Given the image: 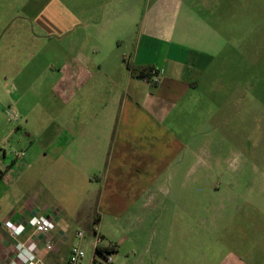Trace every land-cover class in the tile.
Wrapping results in <instances>:
<instances>
[{
	"label": "crops",
	"instance_id": "1",
	"mask_svg": "<svg viewBox=\"0 0 264 264\" xmlns=\"http://www.w3.org/2000/svg\"><path fill=\"white\" fill-rule=\"evenodd\" d=\"M136 1L0 0V49L48 47L53 66L49 92L64 101L53 111L48 136L32 142L39 189L22 204L0 203V264H10L18 242L5 221L23 223L46 215L58 222L49 235L56 252L39 248L47 264L67 263L71 245L66 247L75 233H70V221L76 220L86 227L87 237L96 229L117 254L126 238L108 239L103 221L123 220L132 205L150 206L137 201L152 189H163L162 179L176 172L186 138L193 135L185 127L187 114H201L202 105L207 107L212 128L215 91L225 89L220 84L225 76L212 69L218 50L215 31L192 13L186 4L191 0H146L139 23ZM128 61L144 72L151 69L152 75L134 77ZM206 82L207 99L202 91ZM6 167L0 168V201L12 190V168ZM93 200L97 226L85 210ZM247 206L246 212L255 211L256 222L249 221L247 212L241 233L220 237L215 250L197 252L191 264H264V205ZM249 226L255 235L246 233Z\"/></svg>",
	"mask_w": 264,
	"mask_h": 264
},
{
	"label": "rangeland",
	"instance_id": "2",
	"mask_svg": "<svg viewBox=\"0 0 264 264\" xmlns=\"http://www.w3.org/2000/svg\"><path fill=\"white\" fill-rule=\"evenodd\" d=\"M135 4L139 23L147 1ZM186 4L215 31L218 50L212 69L218 77L225 76L220 83L225 89L215 91L217 114L212 128L207 107L202 105L201 114L195 110L186 115L185 127L192 138H186L185 155L176 172L162 179L163 189H152L137 201L150 206L132 205L123 220L103 221L108 239L126 238L113 264H191L197 252L215 250L220 237L230 231L241 233L247 212L249 221L256 222L255 211H245L247 205H264V0H191ZM49 51L43 45L0 49V168H12V194L0 201L4 205L22 204L39 189L31 162L36 150L31 149L32 142L42 140V134L48 136L55 107L64 106L63 99L56 100L49 92L53 70ZM18 85L28 90L18 92ZM258 88L262 89L259 94ZM202 91L207 99L209 82ZM73 105L78 107L79 100ZM219 157L226 159L218 162ZM28 164L31 169L27 170ZM90 205L85 210L91 212L92 226H97L95 200ZM70 222L72 234L86 228L80 221ZM246 233L257 231L249 226ZM93 239L90 234L83 242L82 264H106L100 255L94 261Z\"/></svg>",
	"mask_w": 264,
	"mask_h": 264
},
{
	"label": "built area",
	"instance_id": "3",
	"mask_svg": "<svg viewBox=\"0 0 264 264\" xmlns=\"http://www.w3.org/2000/svg\"><path fill=\"white\" fill-rule=\"evenodd\" d=\"M15 117H17L15 115ZM12 238L18 240L14 246V259L10 264H47L39 253L40 245L46 253L56 252L54 243L49 235L56 230L58 222L55 216L32 217L23 223L6 220L4 223ZM30 233L25 241L20 239ZM93 240L91 246L95 251L94 261L97 255L104 258L106 264H113L115 249L111 245H104V238L96 229L92 231ZM41 237V238H40ZM46 237V238H45ZM44 240H43V239ZM87 239L86 231L79 229L74 233L69 257L66 264H82L86 256L83 242ZM101 249L102 253L97 251Z\"/></svg>",
	"mask_w": 264,
	"mask_h": 264
},
{
	"label": "trees",
	"instance_id": "4",
	"mask_svg": "<svg viewBox=\"0 0 264 264\" xmlns=\"http://www.w3.org/2000/svg\"><path fill=\"white\" fill-rule=\"evenodd\" d=\"M127 67L128 69L131 71L132 75L134 77H138V78H144V77H150L152 75V70L148 69L145 72L140 69L139 67L134 66L131 62H127ZM99 254L102 253L101 249H98L97 251Z\"/></svg>",
	"mask_w": 264,
	"mask_h": 264
}]
</instances>
